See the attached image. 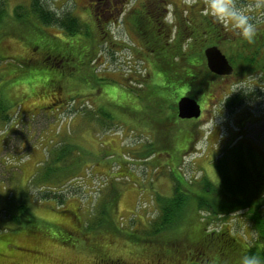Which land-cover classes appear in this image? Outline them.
Instances as JSON below:
<instances>
[{
  "label": "rangeland",
  "instance_id": "obj_1",
  "mask_svg": "<svg viewBox=\"0 0 264 264\" xmlns=\"http://www.w3.org/2000/svg\"><path fill=\"white\" fill-rule=\"evenodd\" d=\"M45 1L53 10L72 9L80 19L87 16L83 0ZM133 1L143 7L146 0ZM29 2L0 0V11L5 12L0 34L12 28L32 34L15 28L29 24L17 17L29 10ZM167 3L166 21L172 24L185 14L196 22L206 0ZM253 15L259 33L264 32V11L256 9ZM107 27L112 32L107 37L96 31L86 33L89 36H65L63 29L44 25L42 34H33L51 44L54 39L49 34L66 37L57 36L63 44L52 46L63 55H72L63 63L71 73L58 66L47 68L49 77L57 72L66 76L64 93L56 79L41 97L35 92L23 97L14 91L15 110L18 104L21 107L6 127L0 121V264H162L142 240L159 216L158 194L170 195L173 190L171 173L181 172L194 182L207 176L217 183L213 162L221 148L233 145L241 136L264 152V73L242 71V60L234 58L233 74L215 77L210 91L198 96L203 111L197 119L174 120L165 107L148 100L144 105L137 98L132 110L121 111L124 101L119 94L110 93L112 84L135 87L143 80V88H147L156 80L135 31L122 21ZM11 35L0 43V54L14 58L24 48ZM263 35L248 42V53L256 50L257 38L264 40ZM232 39L234 44L217 45L228 58L240 42L236 36ZM263 63L264 51L256 57V64ZM11 67L0 64L2 79L10 76ZM94 80L100 89L96 90ZM233 92L244 93L246 100L228 108L225 97ZM60 97L63 100H57ZM41 104L62 105L53 112L48 111L52 108L39 110ZM102 108L115 117L107 127L100 119ZM186 209L184 214L195 222L194 213ZM196 214L208 215L207 227L226 229L241 243H252L256 236L243 211L214 216L203 209L201 215ZM185 221L182 216L176 219L177 231L186 230Z\"/></svg>",
  "mask_w": 264,
  "mask_h": 264
},
{
  "label": "trees",
  "instance_id": "obj_2",
  "mask_svg": "<svg viewBox=\"0 0 264 264\" xmlns=\"http://www.w3.org/2000/svg\"><path fill=\"white\" fill-rule=\"evenodd\" d=\"M167 5V0H146L140 12L131 18L134 31L140 41H143L141 51L147 53L149 57L150 68L156 82L152 87L147 88H143V80L142 82L140 80L135 87H127L123 83L112 84L111 90H113L110 93L119 94L117 97L124 101V107H119V110L126 108L132 110L131 107L137 98L144 105L145 100L154 101L161 109L165 107L174 120L181 119L177 112L179 98L188 94L198 99L200 93L206 94L210 91L215 77L219 76L209 69L205 49L226 41L229 43L232 41L234 44L233 36L240 38V42L234 45L236 48L229 57L230 62L233 63L234 58L240 57L242 71L257 70L264 73V63L261 66L256 64V57L264 51L263 39L257 38L256 50L250 54L247 52L249 51L248 41L235 34L230 37V31L217 24L211 17L204 16L202 12L200 19L196 22L193 16L185 14L178 20L175 18V21L170 24L165 16ZM4 16L5 12L0 11V29L4 23ZM17 17L29 24L25 22L23 26L15 28L31 30L32 34L26 35L23 34L24 32L15 31L14 28H12L14 31L9 29V33L13 34L11 37L13 36L14 40L23 46V53H18L14 58L0 54V64L12 65L7 71L9 77L2 79L0 74V121L5 124V127L9 125L13 115L21 107L18 104L15 110L17 102L11 97L12 92L16 91L23 97L28 92L31 94L35 92V96L39 94L41 97V94L46 92L45 89L53 86L57 80V84L63 86L58 87L61 88L60 92L64 93L66 76L57 72L50 78L45 70L55 69L58 66L65 72L71 73L69 66L63 63L72 55H63L57 46H52L53 43L59 46L63 44L58 41L59 37L46 32L54 39L51 44V42L39 40V36L33 34H42L43 25L56 26L74 36L80 35L82 30H84L83 33L86 30V33H89V28L86 29V24L78 15L65 10H53L45 0H30L29 10L17 13ZM181 23L184 27H180ZM263 33L257 32V34ZM2 34H0V43L4 38L9 37L7 34L1 37ZM25 38L28 39L25 40ZM79 43L80 40L76 41V44ZM40 48L45 50L40 53L38 52ZM94 52L95 49L92 57ZM86 79L89 80V78ZM2 80L5 82L1 83ZM94 82L96 83V80ZM96 86V90L100 89L97 83ZM55 88L53 87L54 90ZM245 100L244 93H227L225 105L233 108L241 105ZM60 105L62 104L57 106L41 104L38 108L46 111L52 108L48 111L55 112L56 107L59 109ZM138 107H142L140 103ZM101 114L100 119L105 127L107 122H114L115 117L110 110L102 108ZM93 117L98 119L95 113ZM242 139L241 136L233 145L221 148L219 157L213 162L214 169L218 173L217 183L209 180L207 176L201 181L194 182L187 180L181 172L171 173L175 183L173 190L170 195L158 194L159 216L149 225L150 227L145 231L147 235L143 236L142 240H145L152 253L158 255L162 264H240V258L247 253L256 254L264 259V152L262 147L246 143ZM151 145L149 147L151 151H154ZM66 156L67 153L60 158L64 159ZM214 206L218 207V210ZM185 208L187 213L190 211L194 213L195 222H191L192 219L188 218V214H184ZM203 209L214 216L243 211L256 233L252 243L246 241L241 243L226 229L217 230V228L207 227L209 220L205 219L209 216L202 214L198 217L196 214L201 215ZM180 216L186 220L185 231L181 229L177 231L174 226L176 219ZM13 218L16 219L14 216ZM16 220L19 222L18 219ZM154 236L160 238L151 239ZM184 257H187V260Z\"/></svg>",
  "mask_w": 264,
  "mask_h": 264
},
{
  "label": "clouds",
  "instance_id": "obj_3",
  "mask_svg": "<svg viewBox=\"0 0 264 264\" xmlns=\"http://www.w3.org/2000/svg\"><path fill=\"white\" fill-rule=\"evenodd\" d=\"M264 11V0H206L202 14L243 40L253 42L258 32L254 10ZM240 264H264L256 254L247 253Z\"/></svg>",
  "mask_w": 264,
  "mask_h": 264
},
{
  "label": "flooded vegetation",
  "instance_id": "obj_4",
  "mask_svg": "<svg viewBox=\"0 0 264 264\" xmlns=\"http://www.w3.org/2000/svg\"><path fill=\"white\" fill-rule=\"evenodd\" d=\"M81 6L86 13L85 15H87L86 17L81 16V19L84 24H86V29H88V27L90 26L88 29L89 33L91 31H96L99 35L105 37L109 36L112 33L110 29H108L107 25L115 24L119 21H122V23H126L129 29L134 30L131 18L134 17L137 12H140V9L142 8L139 2L136 3L133 0H83ZM66 11H70L72 13V9H67L65 10V12ZM98 25H100V27ZM62 31L64 34H66L65 36H74L70 35L66 31L64 32V30ZM83 31L84 30L80 32V35L84 34L85 36H89L86 35L87 30L85 33H83ZM135 35L137 36L136 32ZM56 36L66 38L62 35ZM61 100H63V97H60L59 101Z\"/></svg>",
  "mask_w": 264,
  "mask_h": 264
},
{
  "label": "water",
  "instance_id": "obj_5",
  "mask_svg": "<svg viewBox=\"0 0 264 264\" xmlns=\"http://www.w3.org/2000/svg\"><path fill=\"white\" fill-rule=\"evenodd\" d=\"M206 61L209 69L218 75H229L233 66L226 54L217 46L205 49ZM202 105L197 98L188 94L182 95L177 101V112L181 119H197L202 114Z\"/></svg>",
  "mask_w": 264,
  "mask_h": 264
},
{
  "label": "crops",
  "instance_id": "obj_6",
  "mask_svg": "<svg viewBox=\"0 0 264 264\" xmlns=\"http://www.w3.org/2000/svg\"><path fill=\"white\" fill-rule=\"evenodd\" d=\"M1 145H3V144H1Z\"/></svg>",
  "mask_w": 264,
  "mask_h": 264
}]
</instances>
